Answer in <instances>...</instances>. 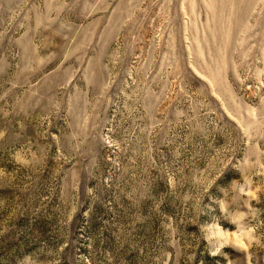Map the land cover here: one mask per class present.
<instances>
[{"label":"rangeland","instance_id":"1","mask_svg":"<svg viewBox=\"0 0 264 264\" xmlns=\"http://www.w3.org/2000/svg\"><path fill=\"white\" fill-rule=\"evenodd\" d=\"M0 264H264V0H0Z\"/></svg>","mask_w":264,"mask_h":264}]
</instances>
